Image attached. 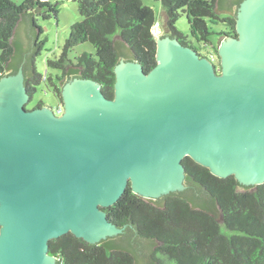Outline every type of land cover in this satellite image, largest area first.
<instances>
[{
    "label": "water",
    "instance_id": "water-1",
    "mask_svg": "<svg viewBox=\"0 0 264 264\" xmlns=\"http://www.w3.org/2000/svg\"><path fill=\"white\" fill-rule=\"evenodd\" d=\"M28 20L14 36L30 46ZM220 69L194 46L157 38L156 65L115 67L114 98L94 79L62 89L64 111L27 108L23 67L0 79V264H59L50 241L95 244L124 232L108 218L128 186L156 199L186 188L183 160L243 185L264 183V0H243Z\"/></svg>",
    "mask_w": 264,
    "mask_h": 264
},
{
    "label": "trees",
    "instance_id": "trees-1",
    "mask_svg": "<svg viewBox=\"0 0 264 264\" xmlns=\"http://www.w3.org/2000/svg\"><path fill=\"white\" fill-rule=\"evenodd\" d=\"M156 1L165 11L162 36L177 38L186 46L196 40L210 48L208 57L220 69L219 45L237 36V11L243 0ZM78 4L82 20L71 26L60 56L47 60L54 72L43 74L36 63L47 38L40 39L44 30L37 17L57 18L58 7L49 0L21 4L0 0V79L23 67L32 96L34 86L45 82L63 102V86L77 77L97 80L104 94L114 98L115 67L122 60L140 62L146 72L156 65L153 27L158 21L144 0H78ZM183 14L191 39L176 26ZM25 20L32 36V53L26 59L28 51L14 40ZM211 24L221 27L215 31ZM214 34L216 41L211 39ZM84 42L91 43L95 53L84 52L72 59L70 51ZM43 105L40 101L36 106ZM183 163V191L147 199L128 186L119 201L105 209L112 222L126 225L124 233L91 244L69 232L50 241V253L59 264H264V183L247 186L234 175L215 176L191 157ZM142 240L153 243L146 247ZM142 250L150 259L142 257ZM160 253H165L168 263Z\"/></svg>",
    "mask_w": 264,
    "mask_h": 264
},
{
    "label": "rangeland",
    "instance_id": "rangeland-1",
    "mask_svg": "<svg viewBox=\"0 0 264 264\" xmlns=\"http://www.w3.org/2000/svg\"><path fill=\"white\" fill-rule=\"evenodd\" d=\"M14 2L21 4L25 0H13ZM52 4L58 7V16L57 18L52 17L49 19H44L42 16L37 17L38 25L42 26L44 32L41 35L40 39L43 40L47 38L44 46L43 51L40 56L37 57V68L38 71L41 73H53L54 71L47 66V60L52 58L59 57L63 45L68 38L71 26L80 22L82 20V16L79 12V4L78 0H49ZM144 3L151 7L156 15L157 23L153 27V31L157 38L163 35V28L162 23L165 21V11L162 7V4L156 0H144ZM177 28L184 33V35L188 36L191 39V31L190 26L188 23V19L186 15H182L181 18L178 20L176 24ZM211 29L219 30L221 24L219 25H210ZM212 40L216 41L215 39L218 37L217 34L212 35ZM193 40V39H192ZM194 46L200 50L205 56H208L210 48L208 49L204 45L198 43L196 40L194 41ZM84 52L95 53L94 46L89 42L81 43L75 46L70 51V57L74 59L75 57L79 56ZM36 87V92L34 93V97L30 103H28V108H32L38 105L40 101H43L48 106H52L53 108L58 104L59 99L54 95L52 90H50L45 82L34 86ZM160 257L163 259L164 262L168 263L169 259L165 255V253H160Z\"/></svg>",
    "mask_w": 264,
    "mask_h": 264
},
{
    "label": "flooded vegetation",
    "instance_id": "flooded-vegetation-1",
    "mask_svg": "<svg viewBox=\"0 0 264 264\" xmlns=\"http://www.w3.org/2000/svg\"><path fill=\"white\" fill-rule=\"evenodd\" d=\"M194 41H195L194 39L191 41L192 46H194ZM31 42H32V40H31ZM30 46L31 47H29V49L27 50L28 51L27 54L24 55V57H25L24 59H26L27 56H29L32 53V43H30ZM194 48L200 53V50L199 49H197L195 46H194ZM200 54L202 56H205L202 53H200ZM33 97H34V95H33ZM42 103H44V102L42 101ZM44 105H47V104L44 103ZM124 226H126V225H124ZM125 230H126V228L124 229V232H125ZM119 235H117V236H119ZM117 236H114V237H117ZM152 243H153V241H151V240H142V245H144L146 247H150L152 245ZM158 243L160 244V241ZM158 243L156 244V246H153V249L156 248L159 245ZM141 255H142V257H145L146 259H150V255L146 252V250H142V254Z\"/></svg>",
    "mask_w": 264,
    "mask_h": 264
},
{
    "label": "built area",
    "instance_id": "built-area-1",
    "mask_svg": "<svg viewBox=\"0 0 264 264\" xmlns=\"http://www.w3.org/2000/svg\"><path fill=\"white\" fill-rule=\"evenodd\" d=\"M157 37V36H156ZM53 110L55 111V113L57 115H60L63 113L64 111V103L63 102H59L54 108Z\"/></svg>",
    "mask_w": 264,
    "mask_h": 264
}]
</instances>
